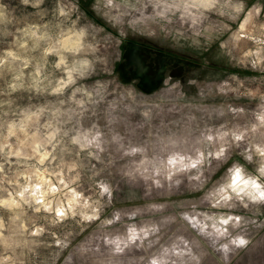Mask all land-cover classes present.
Instances as JSON below:
<instances>
[{
  "label": "clouds",
  "instance_id": "obj_1",
  "mask_svg": "<svg viewBox=\"0 0 264 264\" xmlns=\"http://www.w3.org/2000/svg\"><path fill=\"white\" fill-rule=\"evenodd\" d=\"M48 5L0 0V264H264V0ZM129 35L199 64L145 92Z\"/></svg>",
  "mask_w": 264,
  "mask_h": 264
},
{
  "label": "rangeland",
  "instance_id": "obj_2",
  "mask_svg": "<svg viewBox=\"0 0 264 264\" xmlns=\"http://www.w3.org/2000/svg\"><path fill=\"white\" fill-rule=\"evenodd\" d=\"M91 2L79 0V7L89 18L96 19L90 9ZM53 4L54 0H49L48 6ZM116 56L115 72L119 80L145 92L159 85L165 75L184 78L199 64V60H194L187 52L170 47L168 43L134 35L122 41Z\"/></svg>",
  "mask_w": 264,
  "mask_h": 264
}]
</instances>
